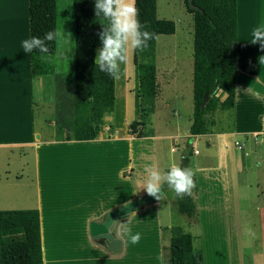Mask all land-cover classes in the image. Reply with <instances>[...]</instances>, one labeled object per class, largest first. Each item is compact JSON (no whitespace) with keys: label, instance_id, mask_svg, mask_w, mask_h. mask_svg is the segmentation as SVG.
Returning a JSON list of instances; mask_svg holds the SVG:
<instances>
[{"label":"crops","instance_id":"obj_1","mask_svg":"<svg viewBox=\"0 0 264 264\" xmlns=\"http://www.w3.org/2000/svg\"><path fill=\"white\" fill-rule=\"evenodd\" d=\"M58 2L62 4V0ZM178 2L181 16L192 24L194 44V15L186 10L185 0ZM236 2V69L264 85V65L257 59L264 49L245 40L251 27L264 17V0ZM69 3L65 12L57 9L55 17V28L61 26L69 34V47L62 51L61 59L55 46L49 59L42 60L40 54L19 50V41L30 35V0H0V158L4 151L7 155V161L0 160V185L12 175L6 169L10 156L15 151L32 153L33 179L28 186H33L31 204L39 212L43 264H163L164 246L170 243L169 231L176 219L173 197L165 196L169 188L162 191L159 200L117 221L113 231L120 246L116 250L90 235L89 222L100 221L108 210L145 194L142 188L132 192L134 184L139 186L145 181L146 166L167 167L173 160L179 162L193 121L194 56L185 109L172 108L168 103L170 96L171 102L179 100V90L172 89L167 97L160 89V83L173 84L179 78L178 72L171 67L164 78L155 57L157 89L150 116L152 135L135 137L128 132L135 109L132 57L131 71L128 65L126 73L119 72L114 79V109L100 114L96 136L90 140L67 139L66 134L74 130L75 18ZM158 12L156 6L160 18ZM172 20L175 30L165 35L177 30L176 20ZM217 94L221 100L226 96L221 90ZM37 104L51 114L45 119V131L36 124ZM218 110L208 116L212 123L207 132L192 140L190 170L196 182L192 197L197 216L190 232L195 237L193 245L201 248L203 264H245L240 172L242 165L247 168V161L257 160V147L264 152V97L236 81L233 107L221 110L228 116L224 129H213ZM256 133H262L263 141L254 140ZM25 157V153L19 156L22 165ZM22 176L15 172L12 185H19ZM129 226L141 234L137 245L127 243L125 229ZM263 239L262 234L261 243ZM259 240L254 238L253 258L263 253Z\"/></svg>","mask_w":264,"mask_h":264},{"label":"trees","instance_id":"obj_2","mask_svg":"<svg viewBox=\"0 0 264 264\" xmlns=\"http://www.w3.org/2000/svg\"><path fill=\"white\" fill-rule=\"evenodd\" d=\"M75 18L74 49V130L67 139L90 140L96 136L100 114L114 109V78L98 70L94 64L96 49L100 46L97 33L101 31L93 11V0H70ZM198 9H192L185 0L186 10L194 15V111L189 128L190 136L180 152L179 166L190 169L193 154L192 140L204 134L212 120L208 118L216 109L230 110L234 104V85L237 54V2L236 0H192ZM138 19L153 34L148 46L133 50L135 73L134 119L128 132L135 137L153 134L150 116L155 108L156 96V38L159 34H172V19L158 18L156 0H136ZM58 0H30V35L42 36L55 28ZM49 53L55 43L48 42ZM225 93L223 100L217 91ZM205 93L206 103L202 106ZM172 203L181 217V223L171 227L170 243L165 247L167 264H203L202 251L195 246L194 236L182 231L181 224L196 219L197 208L192 197L196 189ZM167 186H163L162 190ZM0 264H43L40 242L39 212L37 208L0 210Z\"/></svg>","mask_w":264,"mask_h":264},{"label":"rangeland","instance_id":"obj_3","mask_svg":"<svg viewBox=\"0 0 264 264\" xmlns=\"http://www.w3.org/2000/svg\"><path fill=\"white\" fill-rule=\"evenodd\" d=\"M70 2V3H69ZM71 8L70 0H62V4L57 9L63 10L68 7ZM156 6L159 10L158 14L160 18L166 19H175L177 30L173 35H165L160 34L156 38V60L159 68V73H163V77L167 78L170 68H175L178 72L179 78L174 81V83L167 85L165 82L160 83L161 92L167 97L170 95L172 89L176 88L182 93L181 97L174 102L173 98L170 96L168 98V103L172 106V108H178L187 106L188 98L190 96V77L192 71V60H193V34H192V24L187 19V17L181 16V7L179 5L178 0H157ZM174 21V20H173ZM132 57L133 51H130L128 54V60L126 63L120 65V72L123 74L126 73L129 65V71H131L132 66ZM171 68V69H172ZM128 72V71H127ZM130 74V73H129ZM134 74V72H133ZM182 75L184 77V81H182ZM123 79H120V84ZM163 82V81H162ZM39 97L36 94V99ZM166 99V97L164 98ZM162 102V101H161ZM160 102V106H163V103ZM105 115L108 113H104ZM51 116L49 109L42 107V105H36V124L41 131H45V119H49ZM151 119V118H150ZM228 116L227 112L218 110L215 113V125L213 129H224L227 126ZM123 128V127H122ZM122 128L120 129L122 131ZM251 153V149H249ZM257 153L255 158L257 160H251L246 162L247 168H244L242 165V170L240 172V210L242 212V225L243 232L245 233L246 240L245 243V264H251L253 260V264H264V249L263 253L259 256L255 255L253 258V254L251 251L252 244L254 238H258L260 245L263 243L264 239L261 243V236L264 235V162L261 159H264V152L260 148H256ZM23 151V150H21ZM26 154L25 160L23 164L19 161V156L22 154ZM19 152L15 151L13 155L10 156L8 163L9 167L6 169L12 174L9 177V181H3L0 185V210L1 209H22V208H36L33 207L31 201L34 198L33 186H28L29 182L33 179L32 174V153L28 152ZM6 152H3V157L0 160H6ZM191 157V156H190ZM189 157V159H190ZM258 159L260 160L258 162ZM173 164H176V160H173ZM180 163V156L179 162ZM169 165V163H168ZM167 165V166H168ZM22 171V172H21ZM15 172L21 173L22 179L19 185H12L13 182V174ZM193 173V172H192ZM194 174V173H193ZM28 175V176H27ZM256 177L252 183H250V179ZM263 177V178H262ZM168 188V187H167ZM173 197L176 195L171 190L167 191L165 196ZM35 205V204H34ZM167 207L164 206V209ZM175 222L174 224L181 223L180 215L175 211ZM171 232L169 231V235ZM257 244V242H255ZM163 250V264H167V253Z\"/></svg>","mask_w":264,"mask_h":264},{"label":"clouds","instance_id":"obj_4","mask_svg":"<svg viewBox=\"0 0 264 264\" xmlns=\"http://www.w3.org/2000/svg\"><path fill=\"white\" fill-rule=\"evenodd\" d=\"M135 4L136 0H93L94 16L102 26L101 31L97 33L100 46L95 51L94 64L99 71L114 79L119 76L120 65L127 62L128 53L133 50L142 51L153 38V34L147 31L138 19ZM245 40L264 49V17L251 27ZM48 42L55 43L57 58L61 59L62 51L69 47V34L58 26L44 32L42 36L29 35L19 41V50L25 54H40V59L47 60L50 56ZM257 59L258 64L264 65V54L259 55ZM145 172V181L139 186L134 184L132 193L142 188L148 195L159 200L158 193H161L165 185L177 197L189 194L194 186L192 171L177 164L157 168L146 166ZM180 226L185 233L191 230L187 224ZM125 235L130 245L134 246L140 242V232L133 231L130 226L125 229Z\"/></svg>","mask_w":264,"mask_h":264},{"label":"water","instance_id":"obj_5","mask_svg":"<svg viewBox=\"0 0 264 264\" xmlns=\"http://www.w3.org/2000/svg\"><path fill=\"white\" fill-rule=\"evenodd\" d=\"M188 6L192 9H198L196 5L193 4L192 0H187ZM236 81L244 84L247 87H250L256 93L264 97V85H262L255 78L248 76L246 74L238 73L236 75ZM208 99V94L205 93L202 106L206 103ZM158 193V194H162ZM156 199L148 195L147 193L142 194L141 196L129 200L124 204L117 206L116 208L108 210L104 217L100 221L92 220L89 222V233L95 240H103L104 244L110 250H116L120 246V240L114 236L113 228L118 220L124 218L129 213L134 212L140 209L147 203L153 202Z\"/></svg>","mask_w":264,"mask_h":264},{"label":"built area","instance_id":"obj_6","mask_svg":"<svg viewBox=\"0 0 264 264\" xmlns=\"http://www.w3.org/2000/svg\"><path fill=\"white\" fill-rule=\"evenodd\" d=\"M261 135H262V133H256V134H254L253 135L254 140L255 141H263L262 138H261ZM236 145H238V147H240L239 142H236Z\"/></svg>","mask_w":264,"mask_h":264}]
</instances>
